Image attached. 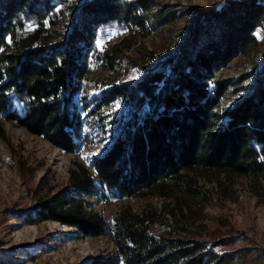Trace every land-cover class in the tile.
I'll return each mask as SVG.
<instances>
[{"label":"trees","instance_id":"1","mask_svg":"<svg viewBox=\"0 0 264 264\" xmlns=\"http://www.w3.org/2000/svg\"><path fill=\"white\" fill-rule=\"evenodd\" d=\"M196 17L176 55L130 62L127 79L111 84L93 113L110 109L116 134L68 183L34 202L6 209L23 226L55 222L90 238H111L122 264H264L228 227L208 225L211 200L198 178L207 173L264 179V66L248 93L245 75L218 74L258 43L264 0H230ZM177 19L147 0H0V121L40 137L65 154L84 146L82 88L88 57L107 30L147 32ZM148 23V24H147ZM231 104L220 108L222 98ZM157 196L159 207L119 212L108 226L85 196ZM221 227L226 228V224ZM241 244L240 248H232Z\"/></svg>","mask_w":264,"mask_h":264},{"label":"rangeland","instance_id":"2","mask_svg":"<svg viewBox=\"0 0 264 264\" xmlns=\"http://www.w3.org/2000/svg\"><path fill=\"white\" fill-rule=\"evenodd\" d=\"M78 0H71L76 4ZM135 1V0H130ZM154 12L167 7L177 12V19L159 29L147 32L107 30L95 41V49L88 57V73L82 96L88 103L83 113L85 144L75 154H65L40 137L27 133L15 124L0 121V264H122L110 237L90 238L76 230L55 222L23 226L6 213V209L22 207L34 202L41 187V195L54 193L66 186L70 171L76 165H89L100 155L116 134L110 109L95 113L94 102L111 84L127 79L130 62L176 55L191 38L194 13H212L225 7L230 0H147ZM148 24V23H147ZM257 45L245 56L235 58L218 74L223 78L245 75L248 93L258 71L264 66V29L256 32ZM231 95L222 98L220 108L230 106ZM209 190L211 200L203 203L202 214L208 225L226 232L242 235L248 245L264 250V179L235 177L207 173L198 178ZM91 209L101 214L108 226L116 216L128 208L138 212L149 205L159 207L161 200L152 193L137 197H114L103 194L85 196ZM226 224L227 227H221ZM236 244L232 248H240Z\"/></svg>","mask_w":264,"mask_h":264}]
</instances>
